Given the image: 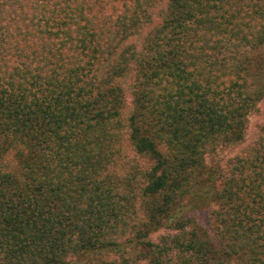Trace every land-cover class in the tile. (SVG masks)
Listing matches in <instances>:
<instances>
[{"label":"trees","instance_id":"1","mask_svg":"<svg viewBox=\"0 0 264 264\" xmlns=\"http://www.w3.org/2000/svg\"><path fill=\"white\" fill-rule=\"evenodd\" d=\"M262 44L264 0H0V264H264V126L215 163ZM191 193L210 233L173 215Z\"/></svg>","mask_w":264,"mask_h":264},{"label":"rangeland","instance_id":"2","mask_svg":"<svg viewBox=\"0 0 264 264\" xmlns=\"http://www.w3.org/2000/svg\"><path fill=\"white\" fill-rule=\"evenodd\" d=\"M235 52V49L232 47L227 54V57H230L231 54ZM236 57L244 62L248 63L251 67L252 72L255 73L253 82L254 88L263 87L264 89V44L259 45L255 48H242L237 52ZM264 93V90H263ZM264 126V98L256 105L255 109L250 113L248 117L247 130L245 141L238 147H229L224 148L223 152H220L219 156L215 159V163L220 170L226 169L230 164L231 160L236 154H239L240 151L245 148L248 143H251L254 139L261 136L262 129ZM128 151V156L132 155L129 147L126 148ZM204 193H191L186 195L184 201L176 207V210L173 212V215L180 218H189L192 221H195L197 224L211 232L209 228V215L211 211V206L208 200L204 197ZM175 233L171 229L170 223L166 222L158 231L152 233L148 239L152 242L158 243L159 238L165 234ZM139 249L135 246L129 245H119L117 247H112L110 249L102 250L99 253H96L90 260L97 261L100 259H118L125 257L128 259L129 264H148L147 260L139 259L138 257ZM77 263V261H72L69 264Z\"/></svg>","mask_w":264,"mask_h":264}]
</instances>
